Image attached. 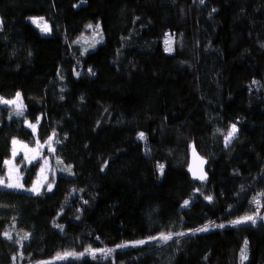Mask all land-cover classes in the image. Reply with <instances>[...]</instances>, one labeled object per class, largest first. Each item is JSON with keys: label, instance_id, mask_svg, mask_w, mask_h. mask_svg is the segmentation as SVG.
<instances>
[{"label": "trees", "instance_id": "trees-1", "mask_svg": "<svg viewBox=\"0 0 264 264\" xmlns=\"http://www.w3.org/2000/svg\"><path fill=\"white\" fill-rule=\"evenodd\" d=\"M0 20V97L24 105L18 118L0 104V176L12 139H34L25 120L40 143L55 133L54 167L73 173L40 195L0 186V264H240L245 238L244 264H264V220L230 223L264 203V0H0ZM190 145L207 161L201 182ZM39 167L21 164L25 188ZM161 232L172 239L116 248ZM88 247L114 252L56 259Z\"/></svg>", "mask_w": 264, "mask_h": 264}, {"label": "snow or ice", "instance_id": "snow-or-ice-1", "mask_svg": "<svg viewBox=\"0 0 264 264\" xmlns=\"http://www.w3.org/2000/svg\"><path fill=\"white\" fill-rule=\"evenodd\" d=\"M199 2L201 4H203L205 2V0H199ZM212 11H216V9H213ZM29 19L37 28H39V30L42 33H48L51 31V29L49 28L48 23L44 17H29ZM2 23H3V21L0 20V24H2ZM86 27L92 28L93 26L91 24H89ZM99 28H100V24L97 23L95 25V29L99 30ZM167 35L168 34H166V36ZM168 43H169V41L165 40V44L167 45ZM165 51H171V48L166 47ZM81 54L83 55L84 53L82 52ZM89 73H91L93 75L95 74L91 68H89ZM77 75H79V73H77ZM253 83L255 84L257 82L253 81ZM61 99H63V97H61ZM0 104L8 105L14 109V111L12 113H10V115H15L18 117L24 116V105L22 103L21 93L19 91L15 94V97L13 99H6L4 97H0ZM37 120H39V118H37ZM25 124L28 127H30L33 130V133L35 134L37 125L32 124V123L28 122L27 120H25ZM237 131H238V129H237L236 124H232L230 126L229 130L227 131V135L224 136V141H225L226 146L231 142L232 139L235 138ZM54 135H55V133H53V136ZM137 135H138L139 139H141V140L145 139V133L139 132ZM53 136H49L48 139L44 142V145H47L49 152L55 151V149L52 146ZM55 142L59 143V141H55ZM11 143H12V157L13 158L16 157L18 150H23L24 154H25V159L28 160L29 163H32V161H34V160H44V163L41 165V167L37 173V178L33 181L32 186L30 188H25L24 183L21 182L22 177H21L20 172L17 170L16 166L13 164V162L11 160L6 159L4 161V165L6 167V172L3 176H0V186H2L4 188H8V189H13V190H21L22 189V190L30 192L34 195H40L41 194V192H40L41 186H44L45 181L48 179L47 173H48V171H50L47 158L40 155V150L44 147V145H42L40 143V141L37 140L36 147L30 148L27 144H24L23 142L18 141L16 138H13ZM18 145H19V149L17 147ZM190 147L192 148L194 161L198 160L199 166H202L204 163L203 158H200L197 156L194 146L190 145ZM57 163L62 164L63 161L57 159ZM105 164H107V162H105ZM157 169L160 172V174L163 175L164 165L158 163ZM61 170L67 171L69 173V175L73 174L71 165H67L65 168H63ZM101 171H104V167L101 168ZM189 171L192 172L193 177L196 179H199L201 181L206 179V174L203 172L202 167H199V174H197V169L193 168L192 165L189 166ZM53 175H54V172H53ZM54 182L55 181L53 180V181L47 183L46 186H47L49 191L52 190V184ZM196 191H199V189H197ZM258 197H264V193H259ZM205 199L208 200L209 202H212L211 196H205ZM85 203H87V201H85ZM252 203L257 205V211L252 213V214H246L245 216H242V217H239L235 220L230 221L231 225L236 226V225H240V224L247 223V222H250L252 225H255L257 223V218L264 220V217H259V209L261 207H264V203H262V201L258 198H254ZM188 204H189V201L185 200L182 206H188ZM0 206H3V205H0ZM78 218L79 217H77V219ZM55 226L59 227L61 230H63V225H55ZM215 226L219 227V228L225 227V225H223V224H218ZM189 231L192 232L193 234H195L196 232H205V231H208V225H205V226L198 228V229L189 230ZM2 235L6 239L12 238L8 232H4ZM175 235L176 236H184V235H186V233L179 232V233H175ZM172 237H173V233H171V232H168V233L161 232L157 236H149L146 240H136V241H132V242L119 244L116 246V248H125V247H128L129 245L132 247H135L138 245H144L150 241H157L159 243H167L168 241H170L172 239ZM28 238H29V234L26 233L24 235L23 239L26 240ZM113 252H114V249H103V248L88 247L85 249V252H83V253H77L75 251H65L63 253H57L56 259H67L69 257L79 259L80 257L84 256L85 254L91 255L93 259H99V258H107L110 255H112ZM248 252H249V241L247 238H245L243 241V244L240 248V251H239L240 264H244V261H246L248 259ZM13 261H15V256L13 257ZM41 264H44V262H41Z\"/></svg>", "mask_w": 264, "mask_h": 264}, {"label": "rangeland", "instance_id": "rangeland-1", "mask_svg": "<svg viewBox=\"0 0 264 264\" xmlns=\"http://www.w3.org/2000/svg\"><path fill=\"white\" fill-rule=\"evenodd\" d=\"M33 17H38V16H33ZM28 21L30 22V23H32L31 22V20L28 18ZM33 24V23H32ZM34 25V24H33ZM35 26V25H34ZM49 26V25H48ZM36 27V26H35ZM39 29V28H38ZM41 32V31H40ZM42 33V32H41ZM42 34H44V35H47V34H50V32H48V33H42ZM99 40H100V31L99 30H96L95 29V27L92 29V32H91V35L89 36V37H85V38H80L78 41H77V43L79 44V46L81 47V49L83 50V51H86V49H89V50H91V49H93V48H95L96 46H97V44L99 43ZM166 40H168L169 41V43L166 45V47H170V44H171V39L170 38H166ZM91 48V49H90ZM15 97V95L12 97V98H10V99H13ZM1 105H3V104H1ZM3 106H8V105H3ZM8 107H10V106H8ZM12 108V107H11ZM12 110L14 111V109L12 108ZM15 116V115H14ZM15 117H18V116H15ZM19 118V117H18ZM24 125H25V127H27L28 129H30L32 132H33V130L30 128V127H28L26 124H25V122H24ZM34 134V133H33ZM18 140V139H17ZM18 141H20V140H18ZM20 142H22V141H20ZM36 142H37V138H36V132H35V134H34V139L30 142V143H25V142H23L24 144H27L30 148H35L36 147ZM42 145H44V142L43 143H41ZM52 146H53V148L55 149V145H54V139H53V142H52ZM18 147V149H19V145L17 146ZM40 155L41 156H43V157H45V158H47V160H48V165H49V169H50V171H48V173H47V176H48V179L45 181V184H44V186H41V189H40V192H43V191H49L48 190V188H47V183H49V182H51L52 181V178H53V176L55 175V174H57V172H61V173H66L67 171H62L61 170V168L60 169H58V170H56V168H58V167H54L56 164H57V156H56V152L54 151V152H49L48 151V147H47V145H44V147L40 150ZM7 160H11L12 162H13V164L16 166V168H17V170L20 172V166H21V164H25V165H29V164H31V163H29L28 162V160H26L25 159V154H24V151L23 150H18V152H17V155H16V157L15 158H13L12 157V143H11V152H10V155H9V158L7 159ZM35 161H39L40 162V167H41V165L44 163V160H34V161H32V163L33 162H35ZM40 167H39V169H40ZM39 171V170H38ZM53 172H54V175H53ZM38 173V172H37ZM21 174V173H20ZM21 177H22V179H23V176H22V174H21ZM36 178H37V176H36ZM22 182V181H21ZM32 186V185H31ZM30 186V187H31ZM30 187H28V188H30ZM52 188H53V184H52ZM22 190V189H21ZM23 191H25V190H23ZM25 192H27V191H25ZM27 193H30V192H27ZM32 194V193H31ZM259 199V198H258ZM255 206H257L256 204H255ZM150 242H153V241H150Z\"/></svg>", "mask_w": 264, "mask_h": 264}, {"label": "water", "instance_id": "water-1", "mask_svg": "<svg viewBox=\"0 0 264 264\" xmlns=\"http://www.w3.org/2000/svg\"><path fill=\"white\" fill-rule=\"evenodd\" d=\"M195 151H196V149H195ZM196 154H197L198 157L202 158V157L198 154L197 151H196ZM203 160H204L203 165H202V166H199V161H198V160L194 161V159H193V152H192V148L190 147V150H189V162H188V173H189L190 177H191L194 181H196V182H201V180L196 179V178L193 177L192 172L189 171V166L192 165L193 168L197 169V174H199V167H202V170H203V172L206 174V177H207V172H206V169H207V161H206V159H204V158H203Z\"/></svg>", "mask_w": 264, "mask_h": 264}]
</instances>
